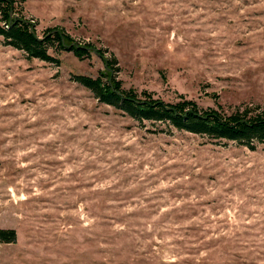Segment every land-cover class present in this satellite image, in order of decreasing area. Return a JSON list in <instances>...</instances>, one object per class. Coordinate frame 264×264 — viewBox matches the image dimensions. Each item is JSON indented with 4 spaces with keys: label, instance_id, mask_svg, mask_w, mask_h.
Masks as SVG:
<instances>
[{
    "label": "rangeland",
    "instance_id": "rangeland-1",
    "mask_svg": "<svg viewBox=\"0 0 264 264\" xmlns=\"http://www.w3.org/2000/svg\"><path fill=\"white\" fill-rule=\"evenodd\" d=\"M15 1L103 56L0 37V264H264V143L138 122L73 80L264 109V0Z\"/></svg>",
    "mask_w": 264,
    "mask_h": 264
},
{
    "label": "trees",
    "instance_id": "trees-1",
    "mask_svg": "<svg viewBox=\"0 0 264 264\" xmlns=\"http://www.w3.org/2000/svg\"><path fill=\"white\" fill-rule=\"evenodd\" d=\"M15 0H0V37L7 46L24 52L30 59L46 63L56 62L50 54L54 51H70L79 58L94 52L102 57L100 49L90 44L80 45L62 28L48 29L42 37L36 35L32 22L22 11L16 14ZM16 15V16H15ZM116 59L107 60L106 66L112 68ZM73 80L89 90L95 98L111 106L138 122L163 123L178 131L206 136L213 140H224L254 150V144L264 143V109L246 106L236 108L230 113L221 109H202L183 96L174 103L164 102L146 91L138 94L124 89L116 78L110 80L99 76L95 79L75 76ZM14 230L0 229V243H13Z\"/></svg>",
    "mask_w": 264,
    "mask_h": 264
}]
</instances>
